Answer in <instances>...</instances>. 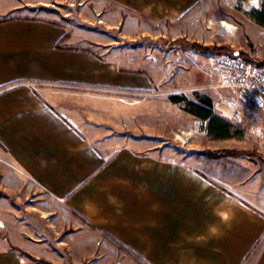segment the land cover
<instances>
[{"label":"crops","instance_id":"crops-1","mask_svg":"<svg viewBox=\"0 0 264 264\" xmlns=\"http://www.w3.org/2000/svg\"><path fill=\"white\" fill-rule=\"evenodd\" d=\"M6 1L12 15L0 20V159L83 221L75 225L152 264H264V159L209 157L202 170L158 155L154 145L100 151L70 109H96L115 130L121 109H133L137 97L153 100L152 66L131 68L118 47L96 52L69 28L36 17L51 0ZM112 1L153 22L181 23L205 0ZM193 56L199 80L216 78L219 55ZM206 65L211 73L202 71ZM186 114L207 135V121ZM0 264L31 263L0 240Z\"/></svg>","mask_w":264,"mask_h":264},{"label":"rangeland","instance_id":"rangeland-1","mask_svg":"<svg viewBox=\"0 0 264 264\" xmlns=\"http://www.w3.org/2000/svg\"><path fill=\"white\" fill-rule=\"evenodd\" d=\"M251 1L205 0L187 18L186 22L192 19L189 27L186 22H153L112 0H51L42 7L46 11H39L36 17L69 28L76 41H88L96 52L118 47L115 53L131 68L144 70L151 65L157 85L152 101L137 97L133 109H121V116L114 119L115 130L109 129L110 119L96 109H70L73 123L105 154L124 143L138 151L154 145L158 155L182 158L202 170L208 169L209 157H226L212 154L224 148L264 159V119L259 113L233 124V131L240 136L214 143L201 133L202 124L183 111L184 104L168 100L169 95L194 102L198 97H208L213 106L227 97L234 107L241 103L233 91H214L211 85L215 77L208 75L199 80L200 69L189 59L196 53L219 58L238 53L240 59L264 63V28L249 16L252 10L260 9L264 0ZM8 4L0 0V20L12 15ZM219 19L230 29H224ZM203 48L214 52L204 53ZM219 49L225 53H219ZM209 68L206 65L202 71L211 73ZM129 113L131 122L126 119ZM76 222L83 223L33 181L14 171L4 158L0 159V240L31 264H152L127 245L107 237L101 242L92 227L77 226Z\"/></svg>","mask_w":264,"mask_h":264},{"label":"built area","instance_id":"built-area-1","mask_svg":"<svg viewBox=\"0 0 264 264\" xmlns=\"http://www.w3.org/2000/svg\"><path fill=\"white\" fill-rule=\"evenodd\" d=\"M214 73L216 81L211 88L216 92L233 91L241 101L236 107L228 100L214 104L212 109L220 117L232 124H238L254 113H259L264 119V65L238 56H221L215 64Z\"/></svg>","mask_w":264,"mask_h":264},{"label":"trees","instance_id":"trees-1","mask_svg":"<svg viewBox=\"0 0 264 264\" xmlns=\"http://www.w3.org/2000/svg\"><path fill=\"white\" fill-rule=\"evenodd\" d=\"M239 2H243L245 0H238ZM250 18L261 28H264V2L261 3V7L259 10H252L249 13ZM204 53L209 52L208 48H203ZM210 52H214L211 50ZM219 53H225L224 49H219ZM234 56V55H231ZM240 55H238L239 57ZM244 60L253 61L247 57H243ZM254 62V61H253ZM260 65H264V63H258ZM169 101L171 103L184 104L183 111L194 116L198 120L207 121V135L212 140H225L229 138H234L237 134L239 136L241 133H236L233 131V125L221 117L213 114L212 110V102L208 97H198L197 101H188L183 96H170ZM238 136V135H237ZM211 154V153H209ZM214 156H252L254 159L261 161V157L259 155H255L252 153H248L245 151H235V150H219L215 153H212Z\"/></svg>","mask_w":264,"mask_h":264},{"label":"bare ground","instance_id":"bare-ground-1","mask_svg":"<svg viewBox=\"0 0 264 264\" xmlns=\"http://www.w3.org/2000/svg\"><path fill=\"white\" fill-rule=\"evenodd\" d=\"M223 25H224L226 28H230V26L227 25L226 23H223Z\"/></svg>","mask_w":264,"mask_h":264},{"label":"water","instance_id":"water-1","mask_svg":"<svg viewBox=\"0 0 264 264\" xmlns=\"http://www.w3.org/2000/svg\"><path fill=\"white\" fill-rule=\"evenodd\" d=\"M235 56H238V53H236Z\"/></svg>","mask_w":264,"mask_h":264}]
</instances>
